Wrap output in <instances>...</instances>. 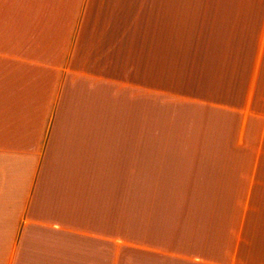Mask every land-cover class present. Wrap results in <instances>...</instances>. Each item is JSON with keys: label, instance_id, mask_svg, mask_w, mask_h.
Wrapping results in <instances>:
<instances>
[{"label": "crops", "instance_id": "1", "mask_svg": "<svg viewBox=\"0 0 264 264\" xmlns=\"http://www.w3.org/2000/svg\"><path fill=\"white\" fill-rule=\"evenodd\" d=\"M153 1L0 0V264H240L262 232L264 0Z\"/></svg>", "mask_w": 264, "mask_h": 264}, {"label": "rangeland", "instance_id": "2", "mask_svg": "<svg viewBox=\"0 0 264 264\" xmlns=\"http://www.w3.org/2000/svg\"><path fill=\"white\" fill-rule=\"evenodd\" d=\"M152 5H154V1L152 0ZM150 21L149 26L146 29V37L148 40H146L145 42H143V44L147 47L148 51H150L151 48H155V36H156V15L153 13V15L148 19ZM174 21V20H173ZM172 25V23H171ZM173 30V27L171 28V31ZM146 39V38H144ZM133 52L131 54V62H132V66H128L127 70L128 72H125L124 76L119 77L120 79L126 80V81H134L135 77H130L129 76V70H131V68L134 70L135 68L138 69V71L140 72L142 70V75H144L146 72L148 73V77L149 79H153V80H157V72L159 70V67L157 66V61H159V59L157 58L156 60V55H155V51H154V55L152 58L150 55H148L147 57L149 58L150 62L148 64H146V52L142 51L144 54V58L141 60V57H133ZM136 53V52H135ZM134 59V61H133ZM116 78V77H115ZM111 79H113V77L111 76ZM133 79V80H132ZM145 85H152L154 86V83H144ZM111 87L113 88V90L120 88L119 84L114 83L112 85L111 83ZM260 177H264V175H260ZM261 182V181H260ZM264 183V182H262ZM217 184V183H216ZM219 185V183H218ZM215 187H213V190ZM228 192V191H227ZM214 196V193L212 194ZM228 205V204H227ZM219 209H221V212L225 215V212L223 209H226L222 204H218ZM251 210L249 213H247L246 215H259L261 222H262V218L264 217V188H260V187H255L254 188V198L252 203L250 204ZM242 210L245 212V205H242ZM250 220L251 218H249V216L246 219V226L247 229L250 225ZM250 234L249 236L247 235L246 231L244 232V237L250 239L251 244L249 243V245H246L245 243H243L240 246V252L238 255V260L240 261V264H264V227L261 229V233L259 235H254L252 233V230H249ZM235 239L233 238L232 241H234ZM234 250V248H232L230 256L233 254V256L235 255V253H232Z\"/></svg>", "mask_w": 264, "mask_h": 264}]
</instances>
